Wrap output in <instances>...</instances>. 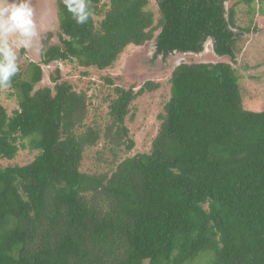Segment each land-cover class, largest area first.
Masks as SVG:
<instances>
[{"label": "trees", "instance_id": "16d2710c", "mask_svg": "<svg viewBox=\"0 0 264 264\" xmlns=\"http://www.w3.org/2000/svg\"><path fill=\"white\" fill-rule=\"evenodd\" d=\"M155 2L156 16L149 0H89L77 24L55 0L57 42L45 35L40 61L18 65L17 108L0 103V159L35 151L0 166V264H264V109L246 108L233 65L239 37L254 31L237 24V7L264 13V0ZM208 39L230 61L173 67L147 152L122 157L134 146L125 123L158 83L114 86L102 125L84 122L86 94L57 68L52 87L35 89L55 62L104 70L128 45L195 54ZM99 144V171H81Z\"/></svg>", "mask_w": 264, "mask_h": 264}, {"label": "rangeland", "instance_id": "374dc122", "mask_svg": "<svg viewBox=\"0 0 264 264\" xmlns=\"http://www.w3.org/2000/svg\"><path fill=\"white\" fill-rule=\"evenodd\" d=\"M104 1V0H103ZM33 8V20L36 24L37 37L34 39L32 47L25 49L16 48L17 63L25 68L30 61L39 62L42 46L45 44L43 37L48 35L47 44L57 42V12L55 0H31ZM149 8L156 13L155 0H149ZM259 5H253L254 12L248 13L245 5L237 7V24L240 27H249L251 33L242 34L237 41L234 67L243 74L242 83L245 87L243 97L244 105L251 110L264 109V13H258ZM237 31V30H235ZM14 39V38H13ZM227 60L217 56L212 48L211 40H207L203 49L199 53H178L173 52L166 56L155 54L153 41L146 42L142 46H126L114 64L104 70L96 68H83L75 62H55L48 66H43L42 80L35 86V89L49 86L50 75H55V69L59 71V81H68L76 92L86 94L87 115L84 122L92 124L96 122L103 124L106 120V111L109 97L114 95L113 87L128 88L140 85L152 80L159 84V87L146 92L138 97L130 107L131 118L126 119V126L129 129V136L134 141L133 148L124 153L131 156L138 152H147L150 149L151 141L156 135L159 120L158 114L162 112L165 102L169 98V76L173 67L180 61H216ZM109 80L110 82L106 81ZM11 88H0V103H2L9 114L17 108L16 97ZM24 145L28 140H22ZM101 144V143H100ZM95 148H87L83 155L81 171L93 173L98 172V162L96 160ZM35 151L27 148L18 150L12 160L0 159V166L7 164H25L32 160ZM105 157L108 156L106 152ZM101 168H105L103 165Z\"/></svg>", "mask_w": 264, "mask_h": 264}, {"label": "clouds", "instance_id": "9594fccd", "mask_svg": "<svg viewBox=\"0 0 264 264\" xmlns=\"http://www.w3.org/2000/svg\"><path fill=\"white\" fill-rule=\"evenodd\" d=\"M64 4L77 24H86L92 15L89 0ZM33 15L31 0H0V88H8L19 72L16 48L32 47L38 35Z\"/></svg>", "mask_w": 264, "mask_h": 264}]
</instances>
